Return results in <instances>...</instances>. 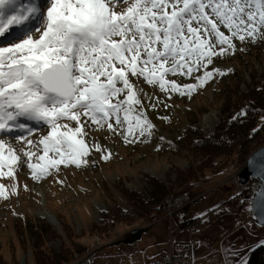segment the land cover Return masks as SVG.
Returning a JSON list of instances; mask_svg holds the SVG:
<instances>
[{
  "label": "snow or ice",
  "instance_id": "snow-or-ice-1",
  "mask_svg": "<svg viewBox=\"0 0 264 264\" xmlns=\"http://www.w3.org/2000/svg\"><path fill=\"white\" fill-rule=\"evenodd\" d=\"M258 39L264 40V0H0V133L12 134L0 137V178L15 181L26 166L38 183L61 165L87 166L93 150L111 159L110 151L103 154L98 142L85 139L89 122L125 143L155 129L143 89L130 77L169 99L191 98L231 71L209 70L214 58L234 55L236 40ZM176 76L195 83L180 84ZM158 103L157 97L150 107ZM246 115L242 108L233 119ZM45 127L38 141L27 139ZM12 140L42 154L18 149ZM258 155L249 165L264 182V150ZM17 194L15 182L0 183V199ZM256 196L257 223L264 227V186ZM226 255L222 264H248L239 252Z\"/></svg>",
  "mask_w": 264,
  "mask_h": 264
},
{
  "label": "rangeland",
  "instance_id": "rangeland-1",
  "mask_svg": "<svg viewBox=\"0 0 264 264\" xmlns=\"http://www.w3.org/2000/svg\"><path fill=\"white\" fill-rule=\"evenodd\" d=\"M237 43L239 49H243V43ZM211 66L220 69L240 67L245 69L247 82L250 81V65H243V56L234 61L226 57ZM254 67L259 69L256 64ZM171 78L180 84L195 83L193 79L190 81L182 76ZM130 79L143 89L140 98L148 119L155 125L152 136L125 143L122 136L108 131L106 126L98 129L89 122L86 129L89 135L85 139L89 144L98 142L103 154L110 151L111 159L105 161L101 158L102 152L93 150L87 166L61 165L59 173L54 172L38 183L30 178L26 166L17 172L15 181L0 178V183L8 186L15 182L18 192L17 195H10L9 199H0V264H37V256L64 247L70 248L66 253L72 258L76 255L87 256L90 264H149L155 260L154 253L161 251V256L169 248L168 218H162L151 226L130 220L127 216L111 225L108 220L104 224L101 221L102 217L108 218L112 210L121 208L133 213L125 192H145L149 179L163 183L170 193L184 189L191 197V203L177 210L172 220L174 226L177 222L183 225L198 222L195 224V234L189 235L188 226H184L173 237L175 242L189 245L190 264H222L223 260L228 259L226 250L239 252L247 260L250 252L264 239V227L255 224L248 211L252 194L257 188L256 180L248 182L242 199L238 201L235 198L240 195V190L229 179L238 170L228 176H205L196 185L181 187L186 182L178 180L179 175L196 171L201 175L203 166L200 159L185 148L175 150L172 146V150L176 151L174 153L157 146L158 137L172 140L188 129L194 131V137L212 133L219 121L222 105L219 94H215L223 85L227 86V82L236 83L238 77L233 75L230 80L215 77L191 98L172 94L170 99L158 88L142 80L137 81L134 77ZM239 88L245 90L246 84L240 82ZM157 97V106L150 107ZM215 115L217 121L209 129L207 122H211ZM205 116L207 121L203 120ZM163 117H168V120ZM72 123L74 125L75 122ZM47 131L46 127L37 130L34 133L39 134L33 133L27 139L38 141ZM11 135L0 133V137L5 138ZM11 142H15L18 149L42 154V151L26 145L24 141ZM148 168H154L157 173L163 172L164 179L147 173ZM129 184L136 185V188ZM25 185L28 190H25ZM44 211L53 214L55 221L45 218ZM141 226L149 228L140 239L133 243L121 242L128 238L130 229ZM30 227L38 238L30 234ZM144 257L148 259L146 263ZM231 259L239 260V257Z\"/></svg>",
  "mask_w": 264,
  "mask_h": 264
},
{
  "label": "trees",
  "instance_id": "trees-1",
  "mask_svg": "<svg viewBox=\"0 0 264 264\" xmlns=\"http://www.w3.org/2000/svg\"><path fill=\"white\" fill-rule=\"evenodd\" d=\"M237 41H234L237 49L235 54H229L223 58L229 57V59L234 61L242 59L243 56V65H250L248 73L250 81L247 82L244 76L245 69L235 66L230 68L231 71L227 75L216 76L221 80L226 78L230 80V77L236 75L238 80L236 83L227 82V86L223 85L215 94H219L222 105L220 118L213 132L208 135L197 134L194 137V131L192 132V129H188L172 140L164 137L161 140L162 136L157 139L159 149L163 148L165 151H170L172 146L175 147V150L178 147L185 148L197 159H200V164L203 166L200 171L201 175H198L197 171L184 176L179 175L178 180L186 182L181 187L196 185L205 176H214L216 174L230 175L244 165L253 150L264 145V119H262L264 117V40L258 39L255 43H243V51H240ZM223 58L216 57L214 62ZM255 64L259 66V69L254 67ZM212 68L215 67L210 66L209 70ZM240 82L246 84L245 90L239 88ZM242 108L247 109V115L233 119L234 115L240 112ZM172 152L176 153L174 150ZM205 167L207 169H204ZM125 193L134 212L131 213L121 208L116 211L112 210L108 218L102 217L101 221L103 224L104 221L108 220L111 225L112 222L115 223L127 216L130 220L141 221L142 223L140 224L146 225L154 216L160 214L162 200L173 192L170 193L163 183L149 179L145 192ZM35 227L39 228L37 225ZM29 229L30 234L38 238L31 231V227ZM67 249L70 248L64 247L59 251H43L45 254L36 258L37 264H68L75 261L76 257L72 258L70 254L66 253ZM77 257L79 256L77 255ZM247 262L248 264H264V246L254 248L248 255Z\"/></svg>",
  "mask_w": 264,
  "mask_h": 264
},
{
  "label": "built area",
  "instance_id": "built-area-1",
  "mask_svg": "<svg viewBox=\"0 0 264 264\" xmlns=\"http://www.w3.org/2000/svg\"><path fill=\"white\" fill-rule=\"evenodd\" d=\"M236 187L240 190V195H238L235 200H241L243 192H245L248 183L246 185H241L238 181L236 174H232L229 178ZM191 203V197L186 190L177 191L176 198H172L171 201L166 202L164 207H160V214H157L153 220L149 222V225H153L154 223L158 222L162 218L169 219V248L166 252H164L158 259L150 262L149 264H190V247L186 243H178L175 242L174 236L181 232L184 226H188L189 228V235L195 234L196 226L195 223H186L185 225L177 222L176 226L173 225V215L177 210L181 208H185ZM79 264H90L87 258H81Z\"/></svg>",
  "mask_w": 264,
  "mask_h": 264
},
{
  "label": "water",
  "instance_id": "water-1",
  "mask_svg": "<svg viewBox=\"0 0 264 264\" xmlns=\"http://www.w3.org/2000/svg\"><path fill=\"white\" fill-rule=\"evenodd\" d=\"M262 150H264V145L253 150L249 154L244 165L236 173L238 181L241 185H246L250 180H256L257 181V188L255 189V191L252 194L250 204H249V209H248L249 215H250L252 221L257 225H259V224L257 223L256 216L259 214V208L256 207V205L253 203V201H256L257 203L259 202V198L256 196V193L260 190V188L262 186H264V182L260 181L259 177L256 175V170L249 165V161L253 160V159L259 160L261 157H259L258 154L261 153ZM47 214L50 217V219L54 222L55 221L54 215L49 213V212H47ZM146 230H147L146 226H141L138 228H132V229H130V231L128 233V238L123 239L121 242L133 243L134 241L140 239V237L142 236V233L145 232Z\"/></svg>",
  "mask_w": 264,
  "mask_h": 264
},
{
  "label": "bare ground",
  "instance_id": "bare-ground-1",
  "mask_svg": "<svg viewBox=\"0 0 264 264\" xmlns=\"http://www.w3.org/2000/svg\"><path fill=\"white\" fill-rule=\"evenodd\" d=\"M203 120H206L207 121V116H205L204 118H203ZM216 121H217V115H215V117L211 120V122H207L208 123V126H209V129H212L213 128V126H214V124L216 123ZM30 124H33V122H29ZM35 126V125H34ZM2 134H4V133H2ZM37 135V134H39V132H36V133H34V135ZM9 136V135H8ZM14 145H15V142H12ZM146 172L147 173H150V174H152V175H156L158 178H160V179H164V174H163V172L162 173H157L156 172V170L154 169V168H148V169H146ZM129 186H131V187H134V188H136V185H134V184H129ZM176 195H177V191L176 192H173L172 194H170V195H168V196H166L163 200H162V202H161V205H160V207H164L165 206V204H166V202H168V201H171L172 200V198H176ZM43 216L45 217V218H47L49 221H51V219H50V217L48 216V214H47V212H43ZM155 217V216H154ZM153 217V218H154ZM153 218L151 219V220H153ZM146 225H149V223H147ZM76 257H77V255H76ZM81 258H86V257H77L76 259V261H74L72 264H79V262L81 261Z\"/></svg>",
  "mask_w": 264,
  "mask_h": 264
},
{
  "label": "crops",
  "instance_id": "crops-1",
  "mask_svg": "<svg viewBox=\"0 0 264 264\" xmlns=\"http://www.w3.org/2000/svg\"><path fill=\"white\" fill-rule=\"evenodd\" d=\"M197 223L198 222L196 221L195 224H197ZM188 234H189V231H188ZM160 254H161V251H158V252L154 253L155 260L157 259V257L160 256ZM144 260H145V263L148 261V259L146 257H144Z\"/></svg>",
  "mask_w": 264,
  "mask_h": 264
}]
</instances>
